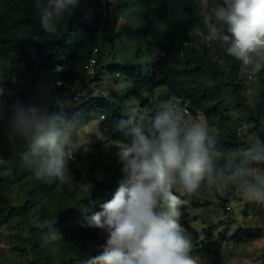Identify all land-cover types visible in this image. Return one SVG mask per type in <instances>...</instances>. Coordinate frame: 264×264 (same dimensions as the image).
Returning <instances> with one entry per match:
<instances>
[{"label":"trees","instance_id":"16d2710c","mask_svg":"<svg viewBox=\"0 0 264 264\" xmlns=\"http://www.w3.org/2000/svg\"><path fill=\"white\" fill-rule=\"evenodd\" d=\"M101 3L105 1L80 0L57 33L47 35L31 0H0V74L9 72L16 78L15 83L5 84L14 93L6 97L8 104L16 99L27 103L47 93L44 99L50 114L71 119L80 113L75 129L96 118L106 141L121 144L130 137L116 131L115 124L130 108L154 113L162 100L174 95L188 108L189 118H206L223 151L264 140V67L249 80L223 45L206 42V21L201 15L205 0H114L107 9ZM123 40L131 43L127 45L130 57L119 60L117 44ZM107 54H112L109 62ZM93 59L95 73L89 75L86 66ZM58 66L61 71H56ZM105 76H110L115 89L108 95L96 94L94 86ZM76 90L85 92L80 100H75ZM56 97L63 99V109L56 106ZM149 124L145 121V130ZM7 132V122H0V159L9 161L0 168V230L11 231L9 237L24 255V264H88L101 254L102 231L87 227L86 217L112 198L119 176L94 180L90 195L67 191L59 181L35 178L34 162L16 157ZM242 132L246 134L240 136ZM72 171L78 179L77 171ZM14 190L24 193L21 203L15 204L9 195ZM175 194L184 200L180 192ZM189 196L199 208L210 206L218 192L202 186L198 194ZM181 211L183 227L211 264L222 262L223 251L229 250L224 242L243 244L258 238L245 229L231 236L226 231L215 234L213 224L200 234L188 222L185 203ZM52 223L62 234L55 256L49 254L44 239Z\"/></svg>","mask_w":264,"mask_h":264},{"label":"clouds","instance_id":"9594fccd","mask_svg":"<svg viewBox=\"0 0 264 264\" xmlns=\"http://www.w3.org/2000/svg\"><path fill=\"white\" fill-rule=\"evenodd\" d=\"M31 2L41 29L54 35L80 0ZM201 15L206 21V42L223 45L247 78L253 79L256 69L264 67V0H205ZM8 73L0 74V122H7L16 157L34 162L35 178L59 181L90 195L93 185L75 181L70 169L73 154L68 147L74 143L81 114L71 119L50 114L44 99L47 93L27 103L16 99L8 104L5 98L13 92L5 84L16 82ZM54 102L63 109L62 98ZM145 121H150L147 130ZM115 130L130 137L117 147L123 179L101 210L86 217L87 227L105 234V242L98 246L101 254L88 264H211L210 257L196 252L181 223L185 201L176 192L196 195L202 186L212 190L224 183L238 188L246 201L264 204V140L223 151L206 121L189 118L174 95L154 113L130 108ZM8 162L0 160L4 165ZM53 225L47 226L44 239L49 254L55 256L62 234Z\"/></svg>","mask_w":264,"mask_h":264},{"label":"rangeland","instance_id":"374dc122","mask_svg":"<svg viewBox=\"0 0 264 264\" xmlns=\"http://www.w3.org/2000/svg\"><path fill=\"white\" fill-rule=\"evenodd\" d=\"M103 9H107V3L114 0H104ZM128 41H121L117 44L118 59L124 60L130 57ZM112 54H107L106 61L111 60ZM106 80L94 86L96 94L108 95L115 89L110 76H105ZM159 94L164 90L160 89ZM6 99V98H5ZM163 102V100H162ZM199 119L206 121V118L199 115ZM207 123V122H206ZM242 132L240 136H244ZM120 143L106 141L98 127V121L94 118L87 126L75 129L74 143L68 149L70 154L75 156V160L70 162V169L77 171L79 178L75 181L92 182L101 180L103 176L117 174L123 179L121 171L122 164L118 161L116 153ZM2 160V159H0ZM4 164L0 163V168ZM217 197L211 199V205L196 208L192 205L189 194L183 196L189 214L188 222L200 234L209 224H213L216 233L220 231L228 232L231 236L237 229H245L258 234V238L243 244H234L232 249L223 251V259L220 264H264V204L248 202L241 196L239 189L233 185L220 183L215 188ZM66 190H73L66 185ZM75 191V190H73ZM79 191V190H78ZM11 195L15 204L21 203L25 195L18 190H14ZM230 207V209H228ZM10 230H0V264H24L25 257L15 247L14 240L9 237ZM104 233L99 236L98 246L102 243ZM95 247H92L94 249ZM196 249V247H195ZM196 252L200 253L198 249Z\"/></svg>","mask_w":264,"mask_h":264},{"label":"built area","instance_id":"2783aa9c","mask_svg":"<svg viewBox=\"0 0 264 264\" xmlns=\"http://www.w3.org/2000/svg\"><path fill=\"white\" fill-rule=\"evenodd\" d=\"M95 60L93 59V60H91L90 62H89V64H87V66H86V71H87V73L89 74V75H92V74H94L95 73ZM57 84L58 85H61L62 83L60 82V83H58L57 82ZM84 91H75V100H80L82 97H83V95H84ZM14 94V93H13ZM183 108V110H184V112H185V114L186 115H188L189 114V110H188V108L187 107H182ZM73 159L75 160L76 158H75V156L73 155ZM181 194V196H185V194H183V193H180ZM228 209H230V207H228ZM224 248H227V249H232V243L231 242H229V241H226V242H224Z\"/></svg>","mask_w":264,"mask_h":264}]
</instances>
